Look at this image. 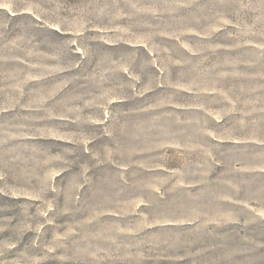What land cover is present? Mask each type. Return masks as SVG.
I'll return each instance as SVG.
<instances>
[{
  "label": "rangeland",
  "instance_id": "rangeland-1",
  "mask_svg": "<svg viewBox=\"0 0 264 264\" xmlns=\"http://www.w3.org/2000/svg\"><path fill=\"white\" fill-rule=\"evenodd\" d=\"M0 264H264V0H0Z\"/></svg>",
  "mask_w": 264,
  "mask_h": 264
}]
</instances>
